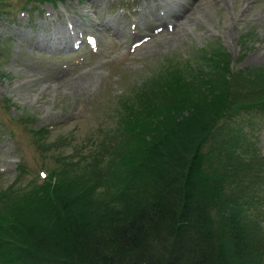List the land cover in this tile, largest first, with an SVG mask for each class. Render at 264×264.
<instances>
[{"label": "trees", "instance_id": "1", "mask_svg": "<svg viewBox=\"0 0 264 264\" xmlns=\"http://www.w3.org/2000/svg\"><path fill=\"white\" fill-rule=\"evenodd\" d=\"M203 54L208 75L185 60L117 98L106 160L71 151L42 179L0 189V264H261L243 198L262 162L228 122H264V98L244 103L253 75L221 47Z\"/></svg>", "mask_w": 264, "mask_h": 264}, {"label": "rangeland", "instance_id": "2", "mask_svg": "<svg viewBox=\"0 0 264 264\" xmlns=\"http://www.w3.org/2000/svg\"><path fill=\"white\" fill-rule=\"evenodd\" d=\"M167 2L0 0V189L42 179L71 151L106 160L122 113L117 98L156 88L185 60L208 75L200 62L215 45L234 70L253 75L244 103L264 98V0ZM250 116L228 123L240 129L246 155L262 162L243 212L249 228L256 222L264 264V122Z\"/></svg>", "mask_w": 264, "mask_h": 264}, {"label": "bare ground", "instance_id": "3", "mask_svg": "<svg viewBox=\"0 0 264 264\" xmlns=\"http://www.w3.org/2000/svg\"><path fill=\"white\" fill-rule=\"evenodd\" d=\"M167 1V0H166ZM179 2V0H168V2H167V7H169V6H171L174 2Z\"/></svg>", "mask_w": 264, "mask_h": 264}, {"label": "snow or ice", "instance_id": "4", "mask_svg": "<svg viewBox=\"0 0 264 264\" xmlns=\"http://www.w3.org/2000/svg\"><path fill=\"white\" fill-rule=\"evenodd\" d=\"M41 175L43 176L44 174H43V173H41Z\"/></svg>", "mask_w": 264, "mask_h": 264}]
</instances>
